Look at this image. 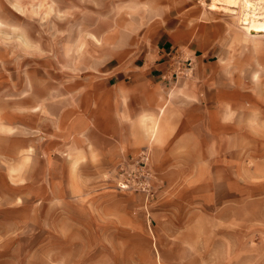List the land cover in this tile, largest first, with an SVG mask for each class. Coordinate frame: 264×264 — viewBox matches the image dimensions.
<instances>
[{
	"label": "crops",
	"instance_id": "obj_1",
	"mask_svg": "<svg viewBox=\"0 0 264 264\" xmlns=\"http://www.w3.org/2000/svg\"><path fill=\"white\" fill-rule=\"evenodd\" d=\"M221 29L218 21L200 23L151 51H91L78 71L65 58L48 64L55 72L48 79L40 54L28 68L8 71L0 91V200L16 207L17 218L2 217L0 234L14 223L24 235L18 242L47 264H170L165 249L200 247L202 223L216 215L211 206L245 200L248 184L259 182L246 164L254 137L264 136L259 102L236 96L213 70L224 67ZM143 155L152 198L104 190L107 169Z\"/></svg>",
	"mask_w": 264,
	"mask_h": 264
},
{
	"label": "rangeland",
	"instance_id": "obj_2",
	"mask_svg": "<svg viewBox=\"0 0 264 264\" xmlns=\"http://www.w3.org/2000/svg\"><path fill=\"white\" fill-rule=\"evenodd\" d=\"M216 21L222 25L216 44L226 50L217 61L224 66L222 71L213 69L217 79L226 81L238 97L247 92L250 101L259 102L264 117V0H0V91L8 71L17 64L28 68L33 54H40L50 69L41 73L48 79L55 74L49 63L65 64L66 58L73 64L71 70L78 71L77 65L87 62L82 60L91 58V51H151L169 37L178 41L200 23ZM190 66L185 64L184 72H190ZM25 73L29 80L27 69ZM207 75L212 76V70ZM240 106L234 105L233 112ZM254 140L255 150L248 153L246 165L250 179L259 182L248 184L245 200L211 206L216 215L202 223L201 246L165 249L162 254L170 264H264V136ZM233 155L239 158L240 153ZM129 164L105 171L104 190L152 198L155 188L146 156ZM236 168L240 172L234 162V179ZM233 192L240 190L234 186ZM6 204L0 200V209L6 210L0 219H16V207ZM145 218L151 234L150 217ZM13 224L8 235L0 234V264H47L32 246L18 242L17 237L24 235ZM131 244L136 252L142 251L138 239ZM121 251L123 258H130L123 241ZM151 252L155 257L154 248Z\"/></svg>",
	"mask_w": 264,
	"mask_h": 264
},
{
	"label": "bare ground",
	"instance_id": "obj_3",
	"mask_svg": "<svg viewBox=\"0 0 264 264\" xmlns=\"http://www.w3.org/2000/svg\"><path fill=\"white\" fill-rule=\"evenodd\" d=\"M248 3V2H247ZM249 4V3H248ZM251 4V3H250ZM247 20V19H246ZM259 27V26H258ZM262 29H264V28H262Z\"/></svg>",
	"mask_w": 264,
	"mask_h": 264
}]
</instances>
